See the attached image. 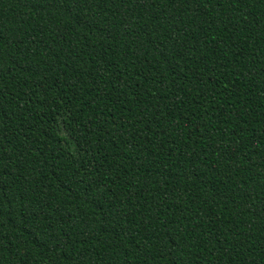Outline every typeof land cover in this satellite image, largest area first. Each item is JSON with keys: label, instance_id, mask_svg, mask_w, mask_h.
Masks as SVG:
<instances>
[{"label": "trees", "instance_id": "obj_1", "mask_svg": "<svg viewBox=\"0 0 264 264\" xmlns=\"http://www.w3.org/2000/svg\"><path fill=\"white\" fill-rule=\"evenodd\" d=\"M0 264H264V0H0Z\"/></svg>", "mask_w": 264, "mask_h": 264}]
</instances>
